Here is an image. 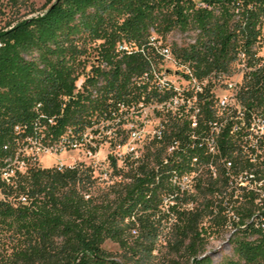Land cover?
<instances>
[{"label": "trees", "instance_id": "1", "mask_svg": "<svg viewBox=\"0 0 264 264\" xmlns=\"http://www.w3.org/2000/svg\"><path fill=\"white\" fill-rule=\"evenodd\" d=\"M174 32L194 37L160 44ZM263 46L264 0H56L0 34V167L26 164L0 181V264H148L164 223L176 257L168 264H215L209 240L229 228L222 264H264V199L241 185L253 175L264 191V140L234 132L238 110L218 106L213 91L244 64L236 104L248 120L264 115ZM165 49L188 69L192 90L160 83ZM177 98L184 104L167 108ZM152 104L165 112L150 150L125 159L107 193L93 194L84 163L41 168L24 152L32 141L98 134Z\"/></svg>", "mask_w": 264, "mask_h": 264}, {"label": "rangeland", "instance_id": "2", "mask_svg": "<svg viewBox=\"0 0 264 264\" xmlns=\"http://www.w3.org/2000/svg\"><path fill=\"white\" fill-rule=\"evenodd\" d=\"M56 0H0V34L11 30L19 21L29 19L45 12ZM194 34H182L174 32L170 34L166 40L160 41V44L169 46L177 43L185 45L193 40ZM259 55L264 58V46L259 50ZM160 68V83L165 85L169 83L174 86L180 93L192 90L196 82H190L184 75L189 71L185 67L177 65L172 57L166 58L159 66ZM243 66L236 63L232 67L231 76L216 83L214 93L218 106L222 109L230 111L241 108L236 104V94L243 83L244 76ZM215 82V81H213ZM181 104V102L179 103ZM191 105V104H190ZM177 105L168 106L176 110ZM165 112V107L160 104H152L141 109H132L124 113L121 120H116L113 123H108L109 128L100 129V133L90 134V142L87 143L79 151H66L59 156L52 158L49 154L41 153L39 156V166L41 168H52L63 164L64 166H76L79 163H84L94 171V179L96 180L93 194L101 195L109 192L113 188H117L121 182V176L118 172L127 171L125 159L129 162L138 160L145 156L150 150V145L160 129L162 117L159 115ZM255 134L251 137L255 143L258 140H264V119L255 121L253 124ZM257 133L258 136H257ZM127 138V143L121 146V141ZM263 138V139H262ZM89 149L92 150V155H89ZM112 158L117 159V167L112 165ZM194 174L189 176V180H183V185L191 188L194 186ZM2 195L0 194V199ZM189 207H192L190 205ZM170 224H163L165 231L156 242V249L151 256L148 264H168L170 259L176 258L170 249V242L174 239ZM231 228L224 231L219 236H214L209 240L208 253L212 256L215 264H222L224 257L232 254L228 240L231 234ZM134 236H137L134 234ZM113 254H121L123 250L120 245L107 241L104 245Z\"/></svg>", "mask_w": 264, "mask_h": 264}, {"label": "built area", "instance_id": "3", "mask_svg": "<svg viewBox=\"0 0 264 264\" xmlns=\"http://www.w3.org/2000/svg\"><path fill=\"white\" fill-rule=\"evenodd\" d=\"M126 50H129V48L127 46H125ZM164 54H166V57H172L170 54V50L169 49H165L164 50ZM243 66V71H247L246 67L244 64H242ZM197 90L202 91L201 88H197ZM180 95L182 93L178 92ZM181 102V104H184L183 98H177L175 100L174 106L175 105H181L179 104ZM168 106H171L170 104H168ZM261 119H264V115L261 114H252L251 117L248 120V116L243 113L240 112L237 115V121L238 123H236V125L234 126V132H243L245 134H247L250 138L253 137L254 135H256L255 130L253 129V124L255 121H260ZM93 133L92 129H88L86 131V133L83 135L82 139H80L79 141H75L72 143H69V139L68 137H65V139L63 141H61L59 144L52 146V147H44L40 144H37L36 142L32 141L30 143V145H28L27 147H25L24 152L26 154L27 157L33 158V160H37L39 161V156L41 153H46L49 154L52 158H54V156H59L60 154H62L63 152L66 151H79L81 148H83L85 145H87V143L90 142V134ZM259 133H257L258 136ZM263 139V138H262ZM123 146V145H121ZM92 150L96 151L94 149H89V155H92ZM212 151H214V148H212ZM57 168L62 169L63 167H72V166H64L63 164L57 165ZM26 169V164L24 161L22 162H15L13 164H9L7 166L4 167H0V181L1 182H6V183H11L13 178L16 176L17 172H23ZM247 178V177H246ZM244 179L243 182L241 183V185L243 187H246L249 190H254L256 191L258 194H260V199H264V191L261 189H258L257 182H255V185H251V180L254 179L253 175H249L248 178L249 179ZM184 180H189V177L184 178ZM261 181L258 185L261 186L262 185ZM1 194V193H0ZM20 202L22 203H26L27 202V198L25 196L20 197Z\"/></svg>", "mask_w": 264, "mask_h": 264}]
</instances>
